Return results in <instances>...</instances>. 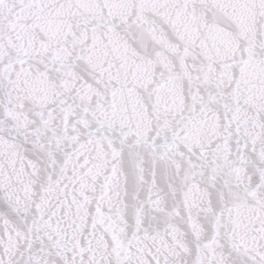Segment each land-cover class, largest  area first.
Listing matches in <instances>:
<instances>
[{
	"label": "snow or ice",
	"instance_id": "1",
	"mask_svg": "<svg viewBox=\"0 0 264 264\" xmlns=\"http://www.w3.org/2000/svg\"><path fill=\"white\" fill-rule=\"evenodd\" d=\"M0 264H264V0H0Z\"/></svg>",
	"mask_w": 264,
	"mask_h": 264
}]
</instances>
